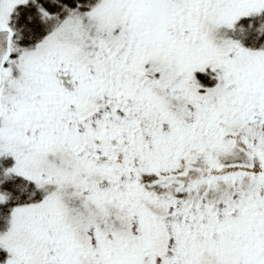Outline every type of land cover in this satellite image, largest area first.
<instances>
[{
    "label": "snow or ice",
    "instance_id": "6c2138e0",
    "mask_svg": "<svg viewBox=\"0 0 264 264\" xmlns=\"http://www.w3.org/2000/svg\"><path fill=\"white\" fill-rule=\"evenodd\" d=\"M0 264H264V0H0Z\"/></svg>",
    "mask_w": 264,
    "mask_h": 264
}]
</instances>
